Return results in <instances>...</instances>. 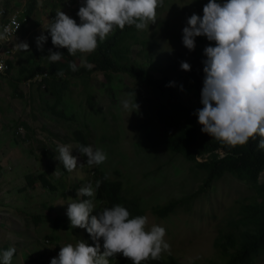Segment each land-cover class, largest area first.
Segmentation results:
<instances>
[{"label":"rangeland","instance_id":"1","mask_svg":"<svg viewBox=\"0 0 264 264\" xmlns=\"http://www.w3.org/2000/svg\"><path fill=\"white\" fill-rule=\"evenodd\" d=\"M30 1L0 0V18L1 8L6 6L8 17L20 10L21 19H25L24 8ZM207 3L164 0L156 10L155 23L127 39L131 42L129 62L173 86L182 104L193 109L200 108V97L180 65H190L196 51L204 61L205 47H214L215 42L195 37V48L190 51L183 46L182 29L191 15L202 18ZM83 4L84 0H35L32 16L14 37L7 38L12 49L8 57L11 67L0 75V264L2 253L10 247L16 249L11 264H50L60 248L83 241L85 229L73 228L66 212L68 204L81 199L77 197L78 188L89 183L95 186L98 170L110 180L119 181L125 197L140 198L148 218L146 230L153 225L165 228L164 240L171 251L162 253L163 257L172 255L184 264L195 260L218 263L214 247L217 239L230 231L240 241L249 239L264 220V166L256 184L225 172L210 187L191 195L201 184L204 171L166 147L165 128L154 106L171 103L167 92L139 84L123 72H109L106 77L100 70H82L70 80L61 100L34 82L29 69L47 65L51 50L45 42L38 50L37 38L57 11L69 16ZM21 42L29 45V51L15 48ZM80 65L85 66L84 58ZM204 75L202 72L203 80ZM133 91L139 107L129 114L122 101L133 100L129 95ZM77 130L88 146L106 153L102 164L89 166L87 157L78 152ZM260 139L258 136L257 147ZM58 145L72 148L78 165L74 171L68 172L57 160ZM55 171L61 174L57 176ZM26 174L32 175L31 179ZM39 174H44L52 187L43 185ZM253 197L255 202L248 208L247 217L236 223L238 203ZM173 198L182 201L167 216L153 212L154 206ZM92 201V215L104 210L95 196ZM257 247L253 264H264V239L258 240ZM108 259L110 264L111 257Z\"/></svg>","mask_w":264,"mask_h":264},{"label":"clouds","instance_id":"2","mask_svg":"<svg viewBox=\"0 0 264 264\" xmlns=\"http://www.w3.org/2000/svg\"><path fill=\"white\" fill-rule=\"evenodd\" d=\"M163 4L164 0H84L77 13L79 24L59 10L47 32L52 44L67 48L69 55L89 54L96 50L98 40L103 42L117 27L148 28L155 23L156 10ZM19 27L16 24V29ZM182 33L183 46L190 51L195 48V37L204 36L215 42L214 47L204 49L205 75L200 101L203 107L196 113L201 131L229 147L243 146L250 138L259 136L258 148L264 149V0H226L223 4L208 0L202 18L191 15ZM6 39L7 29L0 33V40ZM46 39L43 34L37 38L38 50H42ZM14 46L19 51H29L26 42ZM49 52L46 58L51 63L63 56L60 52ZM180 67L190 70L187 62H181ZM69 68L78 70L73 62ZM4 69L5 65L0 63V71ZM57 75L63 76V70ZM47 76L39 84L43 86ZM129 95L134 99L123 100L122 106L130 114L139 105L135 103L134 91ZM57 151V160L63 168L74 171L78 165L72 148L58 145ZM78 152L87 157L89 166L100 165L107 159L103 150H94L92 146H79ZM101 183L97 180L95 186L89 183L78 188L77 197H94ZM94 207L92 199H80L68 204L66 215L73 228L87 231L97 242L95 246L83 241L75 246L68 244L60 248L58 257L52 258L50 264H109L108 258L115 254H122L132 264H142L160 259L164 252L170 254L171 246L164 240L165 228L153 225L146 230V216L129 218V211L119 204L92 215ZM100 238H103L102 253ZM15 251V247H10L2 253V264H11Z\"/></svg>","mask_w":264,"mask_h":264},{"label":"trees","instance_id":"3","mask_svg":"<svg viewBox=\"0 0 264 264\" xmlns=\"http://www.w3.org/2000/svg\"><path fill=\"white\" fill-rule=\"evenodd\" d=\"M225 2L226 0H217V3L223 4ZM26 4L23 13L25 19L19 17V20H22L21 26L23 22L27 21L32 16L35 10V0H31ZM80 7L74 8L69 13V17L74 19L77 24L80 23V19L77 15ZM1 15L0 25L9 19L6 6L1 8ZM47 28L41 33L47 37L45 43L51 46V52H60L63 56L57 62H49L47 65L36 66L29 69V72L31 76L37 74L36 72H44L48 75L43 80V89L53 95L56 100H61L64 91L69 88L70 80L79 76L82 70L88 73L100 70L105 72L106 77L109 76V72L126 73L139 84L153 86L163 92H167L171 103H169L168 106L156 103L154 106L158 108L156 111L157 115L165 128L166 147L173 153L181 154L184 158L192 162L193 166L204 171L201 184L191 195H195L196 192L204 191L207 187H210L211 183L225 172H229L243 181L254 184L257 183L258 173L264 166V149H259L257 147L256 140L258 136L254 139L250 138L243 146L229 147L211 137L209 134L203 133L201 131L202 126L198 123V117L196 115L197 111L203 107L201 102L200 108L197 109L183 105L173 86L164 84L160 79L154 78L147 69L129 62L128 52L131 42L127 41V39L134 37V34L138 31L134 25H126L123 30L117 27L103 42H99L98 40V46L94 52L89 54L77 52L75 56L69 55L67 48L55 47L51 42V37L47 32ZM83 58L85 66L80 65ZM70 62L77 65V71H72L69 68ZM8 63L9 68L7 72L10 70L11 61H8ZM90 64L91 67H89ZM203 67V58L200 53L196 51L190 63V70L187 71V78L195 83L200 101L203 87ZM60 70H63V76L57 75V72ZM53 113L62 115L59 111H54ZM74 135L75 140L80 143V146H88L81 131H75ZM198 157L202 158L201 161L197 160ZM98 175V180H101L102 183L96 191L95 198L100 200V205L103 209L111 208L119 204L129 211V218L144 216L139 197H125L122 194V184L119 181L110 180L101 170H98ZM27 176V178L31 179L32 175L29 174ZM39 180L43 185L52 187L44 174H39ZM81 199L92 198L83 197ZM181 201L182 198H173L163 205L154 206L153 212L159 217H165L172 211L176 204ZM254 202L255 198L253 197L252 199H243L238 203L240 205L238 211L239 215L234 219L236 223L241 222L243 218L247 217L248 208L253 206ZM259 239H264V220L261 222L257 234L244 241H240L239 238L235 236V232L230 231L225 233L220 239L214 242L216 254L219 259V262L214 264H253V257L258 252L257 246ZM83 242L89 246H95V243H97L91 239L86 230L84 232ZM98 243L100 244L102 253L103 238H100ZM110 264H132V261L123 257L122 254H115L111 257ZM142 264L184 263L180 262L172 255L168 257H163L161 255V258L158 260H147L143 261ZM191 264L210 263H202L199 260H195Z\"/></svg>","mask_w":264,"mask_h":264},{"label":"built area","instance_id":"4","mask_svg":"<svg viewBox=\"0 0 264 264\" xmlns=\"http://www.w3.org/2000/svg\"><path fill=\"white\" fill-rule=\"evenodd\" d=\"M19 17H21L20 16V10H18L16 13L12 14V16H10L7 21L3 22L0 25L1 33H4L5 29H7V38L14 37L18 33L19 29L21 28V21L22 20L20 21ZM16 24H20V27L18 29H16ZM0 49H2V51H0V63H3L5 65V69L3 71H0V75H2L9 68L8 61H10V60L8 59V57L12 52V49L10 48V46L8 47L7 39L0 41ZM45 76H47V75L44 72L38 73L33 77L32 80L36 83H41L43 77H45Z\"/></svg>","mask_w":264,"mask_h":264}]
</instances>
